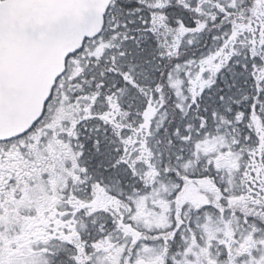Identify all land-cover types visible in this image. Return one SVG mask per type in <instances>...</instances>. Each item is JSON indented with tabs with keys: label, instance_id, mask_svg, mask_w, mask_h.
<instances>
[{
	"label": "snow or ice",
	"instance_id": "obj_1",
	"mask_svg": "<svg viewBox=\"0 0 264 264\" xmlns=\"http://www.w3.org/2000/svg\"><path fill=\"white\" fill-rule=\"evenodd\" d=\"M0 264H264V0H0Z\"/></svg>",
	"mask_w": 264,
	"mask_h": 264
}]
</instances>
